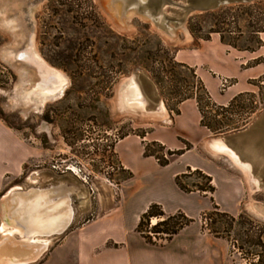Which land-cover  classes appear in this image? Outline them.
<instances>
[{
  "label": "rangeland",
  "instance_id": "rangeland-1",
  "mask_svg": "<svg viewBox=\"0 0 264 264\" xmlns=\"http://www.w3.org/2000/svg\"><path fill=\"white\" fill-rule=\"evenodd\" d=\"M170 1L162 9L165 19L161 25H165L164 31L175 30L174 40L139 16H131L126 29L117 28L98 0H0V11L15 2L25 10L29 5L21 2L39 6L32 18L26 15L25 24L35 31L34 44L41 59L68 79L54 101L36 107L20 100L18 87L24 82L29 88L28 81L34 83L38 78L24 63L3 58L5 51L18 48L20 39L5 30L0 21V123L16 136L21 148L17 164L12 168L9 162L0 197L13 187L27 190L64 186L70 190L75 211L71 226L64 234L50 238L49 250L34 264H81L83 255H102L106 250L80 247L87 242L97 246L100 232L107 225L111 228L110 222L117 217L124 219L130 234L151 247H167L178 234L182 237L177 241L194 240L204 264H264V162L255 166L252 176L258 185V180L261 182V188L251 191L241 168L225 154L213 155L207 150L209 138H227L233 145L236 138L240 141L241 132L248 137L243 149L258 151L264 146L262 130L252 132L264 125V75L254 81L260 87L257 97L243 94L223 107L214 103L195 71L176 60L178 51L189 53L218 34L225 46L249 53L258 51L251 56L256 59L249 61L248 67L264 63V50L259 51L264 45L260 39L264 32L253 34L264 28V0L197 12L183 19L182 24L179 6L187 0ZM12 8L8 11L10 19L16 16ZM142 10L148 13L149 7ZM22 44L19 48L27 45ZM134 74L138 77L136 87L146 101L145 109L153 110L163 102L169 121L116 114L119 85ZM234 83L228 77L221 78L219 92L225 93ZM188 100L196 102L200 124L219 133L201 124L209 130V138L194 148L183 141L185 149L181 152H191L185 157L173 156L178 151L151 140L162 132H172L178 108ZM125 137L141 142L144 151L148 146L158 158H169V164L191 160L203 167L179 176L185 193L199 196L200 212L193 216L181 212L170 215L177 217L173 228L184 225L170 241L152 230L164 218L146 219L141 228L144 234L137 231L142 215L137 214L133 202L129 206L128 198V182L133 174L123 167L116 151ZM254 141H259L257 146ZM71 167L76 172L70 171ZM206 176L212 180V193L207 191ZM164 230L161 227L156 232ZM117 247L112 240L105 246L109 250Z\"/></svg>",
  "mask_w": 264,
  "mask_h": 264
},
{
  "label": "crops",
  "instance_id": "crops-1",
  "mask_svg": "<svg viewBox=\"0 0 264 264\" xmlns=\"http://www.w3.org/2000/svg\"><path fill=\"white\" fill-rule=\"evenodd\" d=\"M263 35L260 39L264 42ZM262 50L264 45L259 49V51ZM256 53L258 51L249 53L225 46L217 34L211 41L197 45L196 49L189 53L183 50L178 51L176 60L193 69L196 76L204 83L214 103L225 107L243 94H256L260 91L258 83L254 81L264 75V63L247 66L249 61L256 59L251 58ZM225 77L233 79L235 83L221 94L218 83ZM178 109L179 114L174 117L172 132H162L151 140L165 145L171 151H183L185 149L183 141L194 148L209 138L207 134L209 130L200 124L201 114L195 101H185ZM116 151L123 167L133 174V179L128 182L129 206L133 202L139 216L146 213L152 204L159 205L167 216L179 212L193 216L200 212L199 196L196 193H185L176 183V178L187 173L189 169L203 170L199 163L191 160L184 162L174 160L162 167L154 157L144 156V147L141 142L137 144L132 137L121 140ZM188 152L191 151H186L180 157H185ZM20 157L21 148L16 136L9 133L0 123V193L5 185L4 177L8 174L9 166L13 168ZM110 223L111 228H106L110 227L107 225L98 235L97 246L87 242L80 247V250L101 248L106 251L96 258L83 255L81 264H204L197 255L199 245L194 240L177 241L181 239V234L168 243L167 247H151L140 240L141 238H135L130 234L123 218L117 217ZM89 231L90 229H87V233ZM110 240L114 241L118 247L111 250L105 248L107 241Z\"/></svg>",
  "mask_w": 264,
  "mask_h": 264
},
{
  "label": "bare ground",
  "instance_id": "bare-ground-1",
  "mask_svg": "<svg viewBox=\"0 0 264 264\" xmlns=\"http://www.w3.org/2000/svg\"><path fill=\"white\" fill-rule=\"evenodd\" d=\"M23 5L28 6L27 10L20 9L18 4L13 3L7 5L2 11H0L1 25L5 30L11 31L13 34L19 37L17 42L18 48L21 44H27L25 48L9 49L4 52L3 58L7 62H14L18 52L23 51L25 58L22 63L32 69L36 77V82L31 83L28 81L29 88H25V84H21L20 89V100L25 104H33L36 107L38 105H44L48 102L54 101L61 96V92L65 89L68 83L67 77L60 71L47 65L40 57L34 44L35 31L29 30L25 24L26 15L32 18L34 11L39 7L38 5H31L26 2H21ZM139 4L143 3V0H138ZM13 6L12 10L15 11L14 18L10 19L8 15L9 7ZM129 8V7H128ZM127 28V25L125 29ZM22 44V45H23ZM25 75V73H22ZM26 81V80H25ZM121 86H124L123 88ZM138 87V86H137ZM136 84L132 77L123 80L118 88L116 96V109L117 106L120 109H129L135 111L139 116H148L151 118L163 119L166 117V110L162 105L159 107V115H153L145 109L146 101L142 98L140 91L137 89ZM149 112V113H148ZM147 118V117H146ZM164 120H167L166 118ZM208 150L213 155L225 154L232 164L242 169L249 189L256 191L259 185L252 175L246 168L240 166L237 157L234 152L227 148V146L220 140L208 143ZM72 172H76L74 167L69 169ZM30 180H33L32 177ZM259 182V181H258ZM16 188H21L16 187ZM33 188V187H32ZM31 188V189H32ZM36 188V187H35ZM15 188H12L13 190ZM31 192V191H30ZM29 198L19 196L15 197V205L13 208L14 218L12 226H6L1 224L0 232L1 236L6 235L12 237L20 242H30L35 245L43 246L44 250L47 251L52 237L63 232L73 222L75 211L72 204L70 190L61 187H50L46 189L37 188ZM156 223V218H153V223Z\"/></svg>",
  "mask_w": 264,
  "mask_h": 264
},
{
  "label": "water",
  "instance_id": "water-1",
  "mask_svg": "<svg viewBox=\"0 0 264 264\" xmlns=\"http://www.w3.org/2000/svg\"><path fill=\"white\" fill-rule=\"evenodd\" d=\"M256 1H261V0H187L185 4L179 6V9L182 11V15H183V18L180 20V24H182L183 19L197 12L198 13L209 12V11L217 10L227 5H243V4H250ZM98 2L102 10L111 18V20L113 21V23L116 25L117 28L125 29L127 22L129 21L131 16H139L144 21L152 22L155 28L163 31L165 35H167L172 40H174L175 38V34H176L175 30L171 31L168 29L164 31L165 25H163V27L161 25V21L165 19V17L162 15V9L164 6L171 3L170 0H143L142 4H139L138 0H98ZM132 3H136V4L131 5ZM145 6L149 7L148 13H146L145 10L141 11V9H145ZM154 14H156L157 17H153ZM24 58H25L24 52L23 51L18 52L16 55L15 63H22V60ZM130 77L133 78L135 83L137 82L138 77L136 74ZM136 85L138 86L137 83ZM121 87L123 88L124 86ZM119 93L118 95H120ZM160 105L164 106L165 108L163 102H159L155 109L153 110H148L147 108L146 109L152 112L153 115L157 116L159 115L158 111ZM116 114L135 115L136 112L129 109H120L117 106ZM137 115L139 116L140 114ZM159 117L160 116H158V118ZM259 129L262 130L263 139H264V125H261L260 128L258 127L254 129L252 132L254 134H258L260 133ZM239 135H241L238 137L240 141L238 142L236 138L235 140L232 141L233 145L229 143L227 138H223V137L209 138L207 142L209 144L217 140L223 142L228 149L234 152L240 166L246 168L249 172V175H252L254 177L255 166L256 165L260 166L264 162V146L261 147V149H259L258 151H249L246 150L247 148L243 149L242 144H245V142L248 141V137L245 132H241L239 133ZM258 142L259 141H254V144L257 146ZM13 188L15 189L11 190L12 189L11 188L7 190L0 197V226L1 224H5L6 226L7 225L12 226L13 221L16 220L13 217L14 216L13 208L15 205L14 201L16 195L19 194V196H23L24 198H29L32 194H34L33 191L35 190V188L27 189V190H24L22 187L21 188L13 187ZM260 188H261V182L259 181V189ZM261 206L264 210V205ZM67 229H65L63 232H61L56 236L64 234V232H66ZM43 250L44 248L41 245L38 244L35 245L30 242H20L8 235L2 237L0 232V264H34L38 262L49 249L47 251H43Z\"/></svg>",
  "mask_w": 264,
  "mask_h": 264
},
{
  "label": "trees",
  "instance_id": "trees-1",
  "mask_svg": "<svg viewBox=\"0 0 264 264\" xmlns=\"http://www.w3.org/2000/svg\"><path fill=\"white\" fill-rule=\"evenodd\" d=\"M261 32H264V28H262V29H256L255 31H254V33L253 34H255V35H257L258 36V34H261ZM259 39V38H258ZM199 105H200V103H199ZM201 124L203 125V126H205V127H207L209 130H211V131H213L214 133H219L217 130H212V128L211 127H208V125H206L205 123H203V122H201ZM187 146H189L190 147V144H188ZM188 147V148H189ZM190 149V148H189ZM183 154V152H181V151H178V152H176V153H174V154H171V155H182ZM144 155L145 156H149V157H154L155 159H157V161H158V163L160 164V166H162V167H164V166H167L168 164H169V158L168 159H165V160H163V159H161V158H158L156 155H155V153H151L150 151H149V148H148V146L145 148V151H144ZM198 172V171H197ZM201 172H198V174H200ZM206 181L208 182V185H209V187H208V190L207 191H209V192H214V187L213 186H210V184H211V182H212V180H211V178L210 177H208V176H206ZM176 183H177V185L179 186V188L182 190V191H184V192H186V189L182 186V184H181V181H180V177H177L176 178ZM201 191L204 193V192H207L206 190H204V189H201ZM179 215H181V214H179ZM178 215V216H179ZM152 217H157V218H164L161 222H158L155 226H154V228H152V230H153V233L154 234H156V235H158V234H163V235H165L166 236V240L167 241H170L175 235H177L178 233H179V231L183 228V226H181L180 228L178 227V228H173L172 227V224H176L175 223V221H176V219H177V217L176 216H169V217H165V214H164V212L162 211V209H161V207L159 206V205H157V204H152L150 207H149V209L147 210V212L146 213H144L143 215H142V217H141V220H140V222H139V224H138V227H137V231L139 232V233H141V234H144L142 231H141V228H142V224H143V221L144 220H150V218H152ZM161 227H163V228H165V230L164 231H158V232H156V230H158L159 228H161ZM155 230V231H154ZM145 239L147 240V241H150V238L149 237H146L145 236ZM261 247H264L262 244H261Z\"/></svg>",
  "mask_w": 264,
  "mask_h": 264
}]
</instances>
